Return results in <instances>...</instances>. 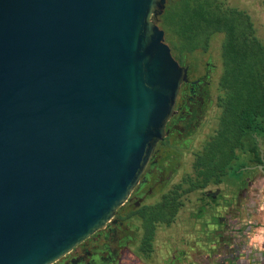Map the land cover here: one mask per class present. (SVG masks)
I'll return each mask as SVG.
<instances>
[{
    "label": "water",
    "instance_id": "water-1",
    "mask_svg": "<svg viewBox=\"0 0 264 264\" xmlns=\"http://www.w3.org/2000/svg\"><path fill=\"white\" fill-rule=\"evenodd\" d=\"M165 5L0 0V264L55 262L139 182L188 80Z\"/></svg>",
    "mask_w": 264,
    "mask_h": 264
},
{
    "label": "flooded vegetation",
    "instance_id": "flooded-vegetation-1",
    "mask_svg": "<svg viewBox=\"0 0 264 264\" xmlns=\"http://www.w3.org/2000/svg\"><path fill=\"white\" fill-rule=\"evenodd\" d=\"M181 65L187 67L188 80L180 84L174 112L165 124L167 134L154 146L139 182L104 228L51 264H250L254 259L244 248L238 221L243 216L245 193L253 183L249 175L244 178V171L264 176V151L258 149L260 162L255 159L257 153H252L251 164L237 160L234 170L212 176L218 182L195 186L197 154L204 147L192 150L188 144L207 125L212 109L209 72L216 65L202 74ZM181 150L193 159L190 170L174 182L181 169ZM174 196L178 208L168 224L157 222L151 231L142 226L141 208L163 204Z\"/></svg>",
    "mask_w": 264,
    "mask_h": 264
},
{
    "label": "trees",
    "instance_id": "trees-1",
    "mask_svg": "<svg viewBox=\"0 0 264 264\" xmlns=\"http://www.w3.org/2000/svg\"><path fill=\"white\" fill-rule=\"evenodd\" d=\"M156 19L173 56L181 64L193 51L207 50L214 34L223 35L218 120L204 149L197 154L195 186H203L209 180L218 182L212 176L234 170V162L248 154L257 153L255 159L260 162L259 138L264 135V42L258 38L250 15L223 0H166L164 11ZM175 198L141 208L142 226L151 231L157 222L168 224L178 208Z\"/></svg>",
    "mask_w": 264,
    "mask_h": 264
},
{
    "label": "rangeland",
    "instance_id": "rangeland-1",
    "mask_svg": "<svg viewBox=\"0 0 264 264\" xmlns=\"http://www.w3.org/2000/svg\"><path fill=\"white\" fill-rule=\"evenodd\" d=\"M229 6L237 7L239 9L245 10L251 17L253 22L256 34L258 38L264 42V0H223ZM222 34H214L210 41L207 50L197 49L192 53L188 54L182 61L184 65H187L189 69L195 70L198 74H202L205 68L211 66L212 64L216 65V69L209 72L211 84L209 86L211 98H212V109L208 112L207 125L196 131L193 135L192 140L189 142V146L194 148L204 145V140L211 135L217 125L219 108L217 107V95L219 94L218 90V79L221 72V63H220V44L222 41ZM175 56V55H174ZM259 147L264 151V135L259 138ZM183 159L181 162V169L178 174L174 177L173 181L176 182L179 180L180 174L183 171L190 170V163L192 161V154L189 152H184ZM178 154V152H177ZM250 155L248 157L243 156L240 159V162L243 165L251 164ZM250 180L253 178V183L248 188V191L245 193V199L243 201L244 212L243 216L239 218L238 223H242L241 238L243 243L249 244L254 252H258L260 237L264 236V176L258 172L244 171V178L247 177ZM257 249V250H256Z\"/></svg>",
    "mask_w": 264,
    "mask_h": 264
},
{
    "label": "crops",
    "instance_id": "crops-1",
    "mask_svg": "<svg viewBox=\"0 0 264 264\" xmlns=\"http://www.w3.org/2000/svg\"><path fill=\"white\" fill-rule=\"evenodd\" d=\"M245 245V244H244ZM244 248L247 249V251H250L251 253L249 254V258H254L250 264H264V251H258V252H254L255 251V247L253 249V247H251L249 244H246L244 246ZM264 248V244H261V246H259V249ZM257 250V249H256Z\"/></svg>",
    "mask_w": 264,
    "mask_h": 264
},
{
    "label": "clouds",
    "instance_id": "clouds-1",
    "mask_svg": "<svg viewBox=\"0 0 264 264\" xmlns=\"http://www.w3.org/2000/svg\"><path fill=\"white\" fill-rule=\"evenodd\" d=\"M258 239H259V243L264 244V236H262ZM261 250L264 251V248H262Z\"/></svg>",
    "mask_w": 264,
    "mask_h": 264
}]
</instances>
